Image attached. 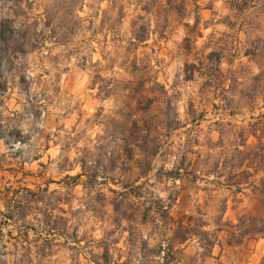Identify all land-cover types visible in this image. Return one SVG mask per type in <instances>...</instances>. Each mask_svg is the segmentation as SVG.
<instances>
[{"label":"rangeland","instance_id":"374dc122","mask_svg":"<svg viewBox=\"0 0 264 264\" xmlns=\"http://www.w3.org/2000/svg\"><path fill=\"white\" fill-rule=\"evenodd\" d=\"M16 4L0 1V21L23 11L47 31L5 66L0 264H264L257 234L214 259L197 242L169 254L162 236L172 207L201 240L239 216L264 228V172L234 157L236 126L264 142V0Z\"/></svg>","mask_w":264,"mask_h":264},{"label":"trees","instance_id":"16d2710c","mask_svg":"<svg viewBox=\"0 0 264 264\" xmlns=\"http://www.w3.org/2000/svg\"><path fill=\"white\" fill-rule=\"evenodd\" d=\"M0 1H4V2H9V1H14L16 2L19 7V10L22 11V2L23 0H0ZM170 2V0H168ZM18 12L20 11H15V15H19ZM21 13V12H20ZM24 16V20L22 22V24L19 27H16L14 25L15 20L13 19H9V18H4L0 21V95H4L7 90H8V81L6 78V73L7 71L5 70V66L10 64V68L8 70H12L13 68V64L15 63L16 59H19L22 55H25L28 52H31L33 49L29 50V46L36 41V39H34V35L37 31V26L38 25H43L44 26V30L40 31V33H45V30L47 28L46 23H40V20L36 19L33 22H31L29 16L27 14H25L22 11V14ZM20 16V15H19ZM40 19V17H39ZM140 30V29H139ZM137 28H135V30L133 31L134 33V39L138 42H143L147 39V29L145 27L142 28V30L139 31ZM34 34V35H32ZM34 47V46H33ZM3 77V79H2ZM101 77V76H99ZM19 86L21 88L22 91H25L26 93L29 92V87L28 84L26 83V76L24 74H21L20 76V81H19ZM29 108L24 106V110L27 111ZM140 121L135 119L134 120V124L138 127V123ZM143 123H145V127H138L137 129L140 130V132L142 133V131L149 130L146 127V123H148L147 121H144ZM163 124L164 121L162 122ZM255 127V124H252L251 126H236V128L240 129V137H241V143L237 144V146H242L245 149L244 150H237L236 154L234 155V157L236 158V160H240L242 162V165L247 162V167L253 169V172L255 174H248L250 177L253 175H258L256 173H260V172H264L263 169L260 168L261 164L264 161V142H262V136L258 135V130H249L253 129ZM14 131L13 130H8V134H13ZM245 133L247 134L245 137ZM250 136H253L255 138H257L259 140V142L257 144H253L251 146H249L248 144V140L250 138ZM0 137L5 139L7 141V132L6 130L3 129L2 126H0ZM142 139L144 141L148 140V136L143 135ZM224 140L223 136H220V141L222 142ZM153 142V140H152ZM157 147V145L155 146ZM159 154V149L155 148L152 152V157H156ZM261 182V191L264 192V176L261 178L260 180ZM135 196L137 198H141L140 194H135ZM226 201V205H227ZM116 211L118 210L117 207ZM149 209H146L143 211L141 220H145L146 219V212ZM225 212V211H224ZM170 213V212H169ZM167 213V214H169ZM169 218V216L166 218V220ZM223 219V217H222ZM254 219H248L245 216H240L238 218V222L237 224H233L231 222H225V226L233 229V231H229L227 230V233L230 237V239H234L238 234V232L241 231L240 236L243 237H247V236H252L253 234H258V235H262L264 236V228L262 227H258L256 225H254L253 223ZM260 223L264 224V218L259 220ZM193 222H188L189 226L191 227H187L185 229V234H193L196 236V234H194V224L191 225ZM216 226H218V228L215 229L214 233H216L217 231H223V226L217 224ZM238 231V232H237Z\"/></svg>","mask_w":264,"mask_h":264},{"label":"crops","instance_id":"0c3cea01","mask_svg":"<svg viewBox=\"0 0 264 264\" xmlns=\"http://www.w3.org/2000/svg\"><path fill=\"white\" fill-rule=\"evenodd\" d=\"M20 163L27 165V162L25 160L21 161ZM30 164H33V163H30ZM22 174H25V172H23ZM177 202H178V199H177ZM170 211H171L169 213L170 217L167 220H165L164 232L162 233V236L164 237L165 241L168 243V253L169 254H173L174 249L175 250L183 249V253H185L186 249L188 248L189 244H191V242H197L201 244V246L203 245L204 247H208V254L206 255L205 258L209 257L211 259H214V258H218L219 256H223L224 250L222 249H224L225 246L237 249L236 248L237 246L243 244L245 241H250L249 239L252 238V236H247V237L242 238L243 242H239V241H236L235 238L230 239L227 231L223 236L221 235L223 231H217L210 238V240H207V239L201 240V238L193 234L192 235L187 234V233L185 234V229L191 226H189L188 222H186L183 218L174 220V218H172L173 207L170 209ZM239 217L236 218V221H238ZM139 222L142 225L145 224L143 220H139ZM231 223L234 224L232 220H231ZM202 228L203 229L211 228V226L208 224L207 225L205 224L203 225ZM216 228H218V226L214 225L213 229H216ZM256 236L259 238H262V235L257 234ZM217 248H219L218 251H217Z\"/></svg>","mask_w":264,"mask_h":264}]
</instances>
